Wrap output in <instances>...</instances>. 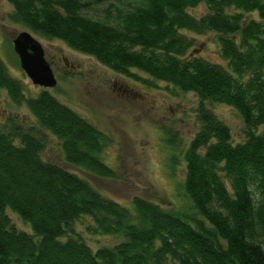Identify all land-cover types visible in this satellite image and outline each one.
<instances>
[{
    "label": "trees",
    "instance_id": "1",
    "mask_svg": "<svg viewBox=\"0 0 264 264\" xmlns=\"http://www.w3.org/2000/svg\"><path fill=\"white\" fill-rule=\"evenodd\" d=\"M7 1L10 21L34 36L60 40L135 82L193 93L200 106L199 129L184 153L182 187L191 211L177 213L141 197L131 207L104 197L45 161L35 128L9 118L0 130V264H264V133H256L264 127V0H136L117 10L115 22L114 8L107 20L83 14L104 0ZM201 6L208 13H190ZM251 14L259 20H247ZM210 33L222 65L192 54L191 35ZM0 91L27 108L40 133L58 139L68 164L115 177L103 161L108 135L48 91L29 95L1 57ZM207 103L239 114L244 141L234 143ZM9 211L31 233L19 230ZM84 218L91 231L123 241L94 252L75 232Z\"/></svg>",
    "mask_w": 264,
    "mask_h": 264
},
{
    "label": "rangeland",
    "instance_id": "2",
    "mask_svg": "<svg viewBox=\"0 0 264 264\" xmlns=\"http://www.w3.org/2000/svg\"><path fill=\"white\" fill-rule=\"evenodd\" d=\"M136 4V0H104L83 14L107 20V11L114 8L109 22H115L117 10L126 11ZM12 11L7 0H0V57L12 77L25 82L29 95L33 96L42 88L34 86L19 66L12 41L26 30L10 21ZM190 13L201 17L208 10L201 6ZM247 20L258 21L259 17L251 14ZM191 36L195 41L192 54L223 64L215 33ZM36 39L57 79L56 88L48 92L108 135L110 145L103 153V161L115 177H98L68 164L58 139L40 133L27 108L12 104L4 91H0V130L10 126L9 118L24 130L35 128V137L43 142L41 156L45 161L86 179L104 197L123 206L131 207L133 198L141 197L176 213L191 211L182 186L184 153L199 129L200 104L195 94L158 81H152L153 86L135 82L104 67L93 57L70 49L60 40ZM206 107L230 128L234 143L244 141L243 122L234 109L208 103ZM256 133L263 134L264 127H259ZM8 214L19 230L31 233L27 223L10 211ZM92 226L91 219L84 218L75 225V232L94 252L112 249L123 241L120 236L93 232Z\"/></svg>",
    "mask_w": 264,
    "mask_h": 264
},
{
    "label": "water",
    "instance_id": "3",
    "mask_svg": "<svg viewBox=\"0 0 264 264\" xmlns=\"http://www.w3.org/2000/svg\"><path fill=\"white\" fill-rule=\"evenodd\" d=\"M12 45L21 70L34 86L46 91L56 88L57 79L41 43L33 34L22 31L13 39Z\"/></svg>",
    "mask_w": 264,
    "mask_h": 264
}]
</instances>
